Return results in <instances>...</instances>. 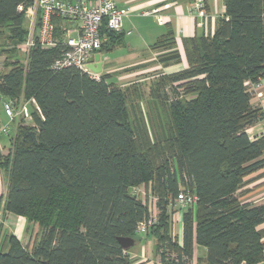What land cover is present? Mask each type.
<instances>
[{
  "label": "trees",
  "instance_id": "1",
  "mask_svg": "<svg viewBox=\"0 0 264 264\" xmlns=\"http://www.w3.org/2000/svg\"><path fill=\"white\" fill-rule=\"evenodd\" d=\"M32 5L0 0V37L9 42L0 50L7 58L0 95L31 104V121L11 124V149L0 153L7 174L0 210L22 216L35 233L31 246L5 234L0 264H132L118 237L135 239L149 215V201L133 191L139 186L156 197V223L139 236L155 237L159 264H260L264 202H242L238 190L264 165V134L246 132L264 119L250 102L252 85L264 78V0H224L212 32L184 39L187 66L149 87V99L165 110L150 119L130 101L139 83L53 69L62 43H34L22 64L15 46L28 36ZM101 32L99 52L122 41L121 32ZM173 39L168 32L156 43L166 48L159 62L180 60ZM180 191L197 200L181 209L179 241L172 207Z\"/></svg>",
  "mask_w": 264,
  "mask_h": 264
},
{
  "label": "crops",
  "instance_id": "2",
  "mask_svg": "<svg viewBox=\"0 0 264 264\" xmlns=\"http://www.w3.org/2000/svg\"><path fill=\"white\" fill-rule=\"evenodd\" d=\"M74 1V0H68ZM198 0H116L118 7L128 10V15L122 21V41L106 51L103 55L102 71L111 74L117 72L120 86L132 83H142L144 80H154L159 74L177 72L187 66L183 41L185 38L199 36L212 32L220 18L224 15V0H202L204 7L201 10L203 17L198 16L193 3ZM160 20H157V18ZM60 28L64 22H58ZM67 25V24H66ZM69 27V26H68ZM74 33L73 30H70ZM171 32L173 35V49H177L180 60L170 61L166 64L159 62V55L166 51L165 46L156 47V43L163 40L164 36ZM117 52L116 65L110 61L112 55ZM109 62V63H108ZM118 82V81H117ZM6 98L0 95V124L7 121L3 110V101ZM251 105L260 108L264 112V78L255 85ZM31 104L29 103V108ZM12 126L10 133L0 138V153L6 154L12 146ZM250 138L254 139L264 134V119L257 121L246 128ZM264 156V153H263ZM244 185L238 190L242 202H264V165L244 178ZM7 174L0 169V195L6 197ZM181 209L172 212L173 234L180 241L182 229ZM264 231V220L258 226ZM5 234L18 237L25 245L31 246L35 238L30 225L19 215L0 210V243ZM264 240V237H263ZM132 264H159L156 251L155 237L148 234L146 237L137 236L134 244L127 249ZM205 248L195 247V257H203ZM264 255V249H263ZM264 264V260L260 263Z\"/></svg>",
  "mask_w": 264,
  "mask_h": 264
},
{
  "label": "built area",
  "instance_id": "3",
  "mask_svg": "<svg viewBox=\"0 0 264 264\" xmlns=\"http://www.w3.org/2000/svg\"><path fill=\"white\" fill-rule=\"evenodd\" d=\"M203 6L200 0L193 3L198 16L203 17L201 14ZM26 15L28 36L24 42V51L28 53L34 43L44 48L55 47L58 43H62L63 48L51 67L55 70L76 67L88 73L90 77L98 79L99 74L87 67V60L100 51L101 43L106 38L101 32L102 27L120 32L123 18L128 15V10L118 7L116 0H33V5L26 9ZM157 20L160 18L158 17ZM58 22H64L60 34L57 32ZM255 85H252V91ZM29 103L30 100L3 101L7 121L0 124V138L8 135L11 124L20 118L31 121ZM138 188L140 187L133 188L137 194ZM148 197L149 215L138 223L136 233L139 235H144L157 220L156 197L153 194H148ZM196 200L194 193L180 191L174 198V206L182 209L194 204Z\"/></svg>",
  "mask_w": 264,
  "mask_h": 264
},
{
  "label": "rangeland",
  "instance_id": "4",
  "mask_svg": "<svg viewBox=\"0 0 264 264\" xmlns=\"http://www.w3.org/2000/svg\"><path fill=\"white\" fill-rule=\"evenodd\" d=\"M27 17V15H26ZM27 19V18H26ZM8 41L5 39V37H0V50L3 51V50H7L9 49L8 48ZM23 47H24V43L23 42H20L19 44H17L15 46L16 48V51H17V54H18V59L20 60V62L22 64H25L26 60H27V55L28 53L26 51L23 50ZM119 53L115 52L110 61L112 62V64L114 63L116 65V69L115 71H117V67H119V62L117 61V55ZM5 53H0V73L6 71V67H5V64H4V61L7 60V58H5ZM11 60V59H10ZM109 63V62H108ZM113 80L116 81V84H119L120 81L118 79V73L117 72H114L113 74ZM118 81V82H117ZM152 84V82H150V79L148 80H144L142 83H139V94L138 95H135L136 96V100H130L132 102H137L139 103L140 107H141V110L142 112L147 116L148 119H150L152 117V113H154L156 116L159 117V114L164 116V113H165V110L163 109L162 105L158 102V101H155V100H150L149 99V96H148V91H149V87L150 85ZM168 90L171 92V88L170 86L168 85L167 86ZM15 100H18L17 102H20L21 100H23L22 97H17V98H14ZM152 111V112H151ZM29 121L26 120V123H28ZM140 188H138V195H140L142 198L144 197V200H148V194H153L151 189L148 187L147 189L143 188V186H139ZM146 195H143L145 194ZM172 210L174 211H178L179 210V207L178 206H173L172 207Z\"/></svg>",
  "mask_w": 264,
  "mask_h": 264
},
{
  "label": "water",
  "instance_id": "5",
  "mask_svg": "<svg viewBox=\"0 0 264 264\" xmlns=\"http://www.w3.org/2000/svg\"><path fill=\"white\" fill-rule=\"evenodd\" d=\"M87 67L94 73L101 74L103 55L100 52H96L93 56L88 58ZM118 241L124 250L130 248L135 239L133 237H118Z\"/></svg>",
  "mask_w": 264,
  "mask_h": 264
}]
</instances>
